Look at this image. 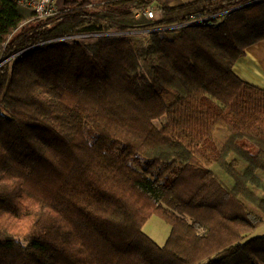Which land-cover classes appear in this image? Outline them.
<instances>
[{"label": "trees", "instance_id": "obj_1", "mask_svg": "<svg viewBox=\"0 0 264 264\" xmlns=\"http://www.w3.org/2000/svg\"><path fill=\"white\" fill-rule=\"evenodd\" d=\"M158 1L0 0V264H264V0Z\"/></svg>", "mask_w": 264, "mask_h": 264}, {"label": "crops", "instance_id": "obj_2", "mask_svg": "<svg viewBox=\"0 0 264 264\" xmlns=\"http://www.w3.org/2000/svg\"><path fill=\"white\" fill-rule=\"evenodd\" d=\"M192 0H159L154 6L181 5ZM234 72L244 81L264 89V40L250 46L233 67Z\"/></svg>", "mask_w": 264, "mask_h": 264}, {"label": "rangeland", "instance_id": "obj_3", "mask_svg": "<svg viewBox=\"0 0 264 264\" xmlns=\"http://www.w3.org/2000/svg\"><path fill=\"white\" fill-rule=\"evenodd\" d=\"M56 4H58V6L62 9H64V3L65 0H54ZM96 2L100 1V0H95ZM151 29H137V30H132L130 31L131 33H136L138 34L140 37H142L143 35H145L148 31H150ZM96 33V32H94ZM99 33V32H97ZM111 35L117 36V35H121L122 33L120 32H111L109 33ZM66 38V37H65ZM91 38V37H90ZM64 39V37H63ZM83 39H87V38H83ZM5 47V44H4ZM9 59L11 58H2L0 60V67L5 64L7 61H9ZM165 122V118H162L158 121H156V125L157 126H161L163 123ZM143 231L150 236L157 244H159L160 246H163L169 236V233L171 231V226L162 218H160L157 215H152L147 222L145 223L144 227H143ZM264 234V222L262 224H260L255 230L251 231L250 233H248L246 235L245 239H250L252 237L255 236H259V235H263Z\"/></svg>", "mask_w": 264, "mask_h": 264}, {"label": "built area", "instance_id": "obj_4", "mask_svg": "<svg viewBox=\"0 0 264 264\" xmlns=\"http://www.w3.org/2000/svg\"><path fill=\"white\" fill-rule=\"evenodd\" d=\"M16 5L23 7L31 12L34 13L35 18H49L56 16L59 14L63 9L58 6V4L55 3L54 0H10ZM156 11V7L154 5H149L145 9H143L142 14L148 18L151 19L154 17V13ZM196 17H198L196 15ZM200 21H203V18H199ZM178 26H172L170 28H177ZM102 35V33H83V34H77L74 36H68L64 37V39H72V38H92ZM63 39V38H62Z\"/></svg>", "mask_w": 264, "mask_h": 264}, {"label": "water", "instance_id": "obj_5", "mask_svg": "<svg viewBox=\"0 0 264 264\" xmlns=\"http://www.w3.org/2000/svg\"><path fill=\"white\" fill-rule=\"evenodd\" d=\"M252 2H254V1H251V2H248V3L242 4V5H239V6L235 7V8H233L232 10L237 9V8H240V7H242V6H245V5H247V4H250V3H252Z\"/></svg>", "mask_w": 264, "mask_h": 264}]
</instances>
